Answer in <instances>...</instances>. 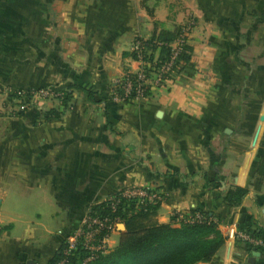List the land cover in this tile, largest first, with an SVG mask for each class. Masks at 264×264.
<instances>
[{"label":"crops","instance_id":"1","mask_svg":"<svg viewBox=\"0 0 264 264\" xmlns=\"http://www.w3.org/2000/svg\"><path fill=\"white\" fill-rule=\"evenodd\" d=\"M190 15L188 58L142 100H112L141 67L135 39ZM29 50L34 81L71 99L57 118L0 120V264H49L89 209L134 187L158 194L160 223L213 215L225 243L195 264H264L235 237L264 228V0H0L1 82Z\"/></svg>","mask_w":264,"mask_h":264},{"label":"trees","instance_id":"2","mask_svg":"<svg viewBox=\"0 0 264 264\" xmlns=\"http://www.w3.org/2000/svg\"><path fill=\"white\" fill-rule=\"evenodd\" d=\"M182 32V26L175 29L170 34L154 35L147 39L144 44L151 47L152 51L158 49L161 58H166L170 53V48L166 45L157 47L155 40L165 44L173 42ZM170 35V36H169ZM189 45L185 46V51L178 58L182 63L188 58ZM133 59H137L136 52H130ZM154 54L146 55V59H152ZM120 85L116 88L119 89ZM72 89V88H71ZM71 99V92L66 90L62 103L66 107ZM64 113V110L50 108L46 111V118H57ZM261 174L264 173V158L259 167ZM217 186V181H209ZM248 189L241 186L230 187L224 192V201L231 206H239L246 195ZM120 192L114 197H119ZM112 200L107 199L101 204L93 207L94 210L108 214L125 225V230L120 232L119 243L114 249H109L98 259L89 264H195L198 262H209L221 249L225 243V237L218 229V223L213 215L201 210L191 211L186 216H194L200 213L204 218L192 223L180 222L178 225L160 223L156 219L158 204H141L137 200L121 198L117 204V209L112 212ZM250 229L245 232L249 233ZM252 235L260 238L264 243V228H257L252 231ZM251 250L264 252L263 246L249 244ZM62 249V247H61ZM50 260V263L57 262L62 251ZM86 252L79 248L70 257L68 264H82Z\"/></svg>","mask_w":264,"mask_h":264},{"label":"built area","instance_id":"3","mask_svg":"<svg viewBox=\"0 0 264 264\" xmlns=\"http://www.w3.org/2000/svg\"><path fill=\"white\" fill-rule=\"evenodd\" d=\"M195 19H189L182 26V32L176 39L168 44L154 41L157 47L166 45L170 48V53L166 58H161L159 50L152 51L148 45L144 44L147 39L137 37L131 48L132 52L137 53V61L141 63V67L136 71H127L122 82L119 84V89L113 93V100L117 102H132L142 100L148 92L151 79H154V85L158 86L168 77H170L179 66V57L185 51V46L189 44V38L192 33ZM154 54L153 58L146 59V55ZM121 198L129 200H137L141 204L155 203L159 196L156 192L144 187L127 188L120 192V196L108 198L112 200V212L117 209V204ZM180 222L192 223L201 220L203 217L199 212L194 216H186L185 214L178 215ZM119 219H114L108 214H103L101 211L89 209L83 217L81 224L74 228L64 238L62 243V256L52 264H68L70 257L81 248L86 252L82 264H89L98 259L102 254H105L110 248V240L115 232L118 231ZM62 230L59 231L61 233ZM235 237L239 240L252 244L254 246H263L264 243L260 238L254 235L239 230L235 233ZM51 264V263H49Z\"/></svg>","mask_w":264,"mask_h":264},{"label":"rangeland","instance_id":"4","mask_svg":"<svg viewBox=\"0 0 264 264\" xmlns=\"http://www.w3.org/2000/svg\"><path fill=\"white\" fill-rule=\"evenodd\" d=\"M189 19L195 18L190 15ZM194 21L196 23V20ZM28 53L29 56L24 59L27 62L25 65L4 66L9 78L8 83L0 81V120H16L24 115L38 119L40 114L43 115V119H47L46 111L53 105L63 106L62 98L66 90L61 89L58 85L51 86L35 82L32 62L31 64L29 62L33 58L32 50H29ZM116 89L115 87L112 92H115ZM111 99L113 100V96Z\"/></svg>","mask_w":264,"mask_h":264},{"label":"water","instance_id":"5","mask_svg":"<svg viewBox=\"0 0 264 264\" xmlns=\"http://www.w3.org/2000/svg\"><path fill=\"white\" fill-rule=\"evenodd\" d=\"M118 230L120 232L124 231L125 230V225L123 223H119L118 224ZM259 254L260 253L257 250H255L254 255H253V258H252V262L255 261L256 257L259 256Z\"/></svg>","mask_w":264,"mask_h":264}]
</instances>
